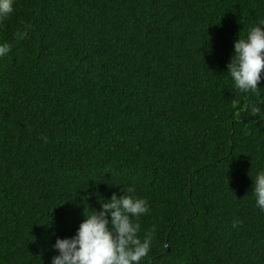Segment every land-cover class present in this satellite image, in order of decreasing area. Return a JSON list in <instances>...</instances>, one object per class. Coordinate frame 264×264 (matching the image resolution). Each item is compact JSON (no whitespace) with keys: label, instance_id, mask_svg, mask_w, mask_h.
Masks as SVG:
<instances>
[{"label":"trees","instance_id":"1","mask_svg":"<svg viewBox=\"0 0 264 264\" xmlns=\"http://www.w3.org/2000/svg\"><path fill=\"white\" fill-rule=\"evenodd\" d=\"M264 0H15L0 20V264H51L135 186L144 264H264V104L227 76ZM43 137H47V143ZM234 221L240 223L234 228Z\"/></svg>","mask_w":264,"mask_h":264},{"label":"clouds","instance_id":"2","mask_svg":"<svg viewBox=\"0 0 264 264\" xmlns=\"http://www.w3.org/2000/svg\"><path fill=\"white\" fill-rule=\"evenodd\" d=\"M15 0H0V20L14 11ZM11 51L8 43H0V58ZM264 72V18L251 26L243 38L234 41V53L228 64L227 76L239 93L247 96L260 89ZM249 117L264 116V104L244 106ZM47 143V137H43ZM251 196L255 206L264 213V169L254 176ZM117 196L100 198V208L87 207L76 233L71 238H57L53 249L57 251L51 264H144L149 256L156 233L153 226L141 237L140 218L150 211L146 198L135 195L136 187L127 186ZM239 221H234L236 227Z\"/></svg>","mask_w":264,"mask_h":264}]
</instances>
